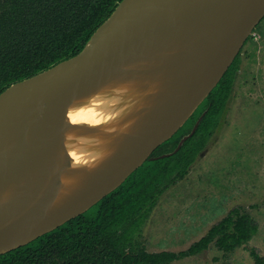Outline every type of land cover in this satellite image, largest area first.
<instances>
[{
	"label": "water",
	"instance_id": "water-1",
	"mask_svg": "<svg viewBox=\"0 0 264 264\" xmlns=\"http://www.w3.org/2000/svg\"><path fill=\"white\" fill-rule=\"evenodd\" d=\"M263 19L264 0H122L79 54L4 90L0 195L10 189L12 196L0 203V256L83 215L156 159L152 154L217 87ZM161 70L166 88L142 129L112 142L119 147L109 161L62 207L52 208L62 172L72 165V156L60 150L73 103L113 79L156 77Z\"/></svg>",
	"mask_w": 264,
	"mask_h": 264
},
{
	"label": "trees",
	"instance_id": "trees-1",
	"mask_svg": "<svg viewBox=\"0 0 264 264\" xmlns=\"http://www.w3.org/2000/svg\"><path fill=\"white\" fill-rule=\"evenodd\" d=\"M121 1L0 0V94L79 54ZM241 56L242 50L186 124L152 154L156 159L146 161L83 215L1 255L0 264H172L212 246L226 258L245 248L256 264H264V257L248 247L259 225L241 208L230 211L185 251L150 253L140 241L142 228L160 197L186 178L221 129L234 96ZM201 117L194 134L175 152ZM163 155L169 156L161 158Z\"/></svg>",
	"mask_w": 264,
	"mask_h": 264
},
{
	"label": "rangeland",
	"instance_id": "rangeland-1",
	"mask_svg": "<svg viewBox=\"0 0 264 264\" xmlns=\"http://www.w3.org/2000/svg\"><path fill=\"white\" fill-rule=\"evenodd\" d=\"M235 208L258 223L259 232L248 247L264 257V20L242 49L221 129L186 178L160 197L140 241L150 253L185 251ZM172 264L256 263L245 248L226 258L212 246Z\"/></svg>",
	"mask_w": 264,
	"mask_h": 264
},
{
	"label": "bare ground",
	"instance_id": "bare-ground-1",
	"mask_svg": "<svg viewBox=\"0 0 264 264\" xmlns=\"http://www.w3.org/2000/svg\"><path fill=\"white\" fill-rule=\"evenodd\" d=\"M166 80L163 70L156 77L113 79L90 96L73 103L69 110L72 127L66 130V148L60 150L62 155L68 153L72 156V165L62 172L63 185L52 208L62 207L109 161L119 147L113 148L112 142L118 139L121 142L142 129L149 119L147 111L154 105V98L166 88ZM91 129H99L104 135L90 134ZM11 196L9 189L0 195V203L8 201Z\"/></svg>",
	"mask_w": 264,
	"mask_h": 264
}]
</instances>
